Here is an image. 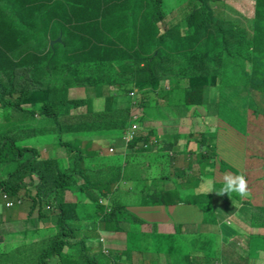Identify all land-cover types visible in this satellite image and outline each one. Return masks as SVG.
<instances>
[{"label": "trees", "instance_id": "trees-1", "mask_svg": "<svg viewBox=\"0 0 264 264\" xmlns=\"http://www.w3.org/2000/svg\"><path fill=\"white\" fill-rule=\"evenodd\" d=\"M253 2V15L245 14L243 19L242 15L219 14L212 0H185L179 2L182 10L162 28L160 22L168 16L165 0H0V108L3 115L0 193L14 198L23 191V197L28 196L32 201L30 213L38 206L45 214L53 213L56 223L55 234L47 239L28 244L24 237L14 246L4 243L7 251H0V264H66L68 258L70 264H104L101 255L115 264L111 253L102 252L101 240L98 239L100 253L92 255L93 246L88 241L119 218V207L111 197L114 191L110 188L116 184L126 185L129 179L124 172L123 159L116 164L108 163L98 149L88 147L93 141L108 140L107 144L111 148L115 146L121 158L124 154L134 157L132 149L144 154L153 145H159L162 152L172 157L180 144L179 138L187 135L177 126L184 113L175 114L174 110L182 109L179 103L186 97L189 104H202L203 88L207 85L211 87L213 104H219L217 99L225 101L224 93L237 107L248 104L249 107L243 109L250 122L247 133L257 140L264 139V112L259 108L261 101L255 97L257 91L264 94V0ZM228 64L245 77L230 80L225 71ZM165 83H169L170 88L162 93ZM223 86L231 93L225 92ZM78 88L84 89L85 97L70 94ZM159 94L167 97V104L162 107ZM99 99L102 100L96 108ZM136 102L143 107V113L138 116L132 112ZM249 112H254L257 120H251ZM260 118L262 126L257 125ZM158 119L163 122L164 134H158L155 126L148 125L147 129L136 131L124 145L118 143L117 139L125 138L134 123L143 127L144 121ZM205 135L201 134L200 141L207 139ZM162 136L168 137L163 139ZM240 141L238 138L231 141L230 136L222 141L225 153L215 144H205V150L211 152L209 161L219 164L222 171L213 178L214 185L224 187V176L229 173L243 174L246 179V172L260 173L257 179L248 181L249 195L236 199L244 207L238 209L237 203L232 202L234 206L227 211L234 215L223 220L218 214L209 213L206 207L209 201H202L204 195H211L197 182L204 178H192L199 190L187 197H192L191 209L200 212L204 222L237 225L240 217L249 227L264 224V204H261L264 201V162L258 169L249 166L248 161L242 162L243 171L228 170L234 163L229 154L240 149ZM47 143L64 148L66 155L44 157L38 145ZM87 157L96 159V163L87 165ZM92 164L97 167L92 168ZM176 173L180 180L174 178L170 186L160 184L158 189L143 195L147 204L165 205V220H170L169 212L174 203L187 200L177 198L181 180L191 179V173ZM166 177L168 174L162 172L160 178ZM88 188L99 190L104 197V201L98 200L102 204L93 198V201L80 197L68 201L64 197L67 191L86 195ZM171 194L179 196L168 199ZM101 213L103 217L97 218ZM94 223L103 225L99 229ZM114 230L120 231L121 227ZM178 230L180 233H160L166 239L160 236L162 241L158 244L165 245L155 248L168 264H186L187 261V257L178 259L181 253L173 250L171 236L180 239L182 228ZM21 233L27 235L25 231ZM214 234L212 247L202 239L201 232H196L191 239L183 236V241L194 244L197 250L211 248L212 253L208 255L212 256L213 263L207 264H230L233 253L238 258L243 257L240 238L234 241L236 248L226 254L219 242L220 234ZM67 247H78L80 251L74 256L65 250ZM258 248L255 246L253 250L261 249ZM128 249L125 254H132ZM262 250L250 252L246 263L264 264ZM3 257L9 261L4 263ZM159 263L157 259L155 264Z\"/></svg>", "mask_w": 264, "mask_h": 264}, {"label": "rangeland", "instance_id": "rangeland-1", "mask_svg": "<svg viewBox=\"0 0 264 264\" xmlns=\"http://www.w3.org/2000/svg\"><path fill=\"white\" fill-rule=\"evenodd\" d=\"M185 0H165V8L167 11V19L160 22V26L167 27L168 21L170 18L174 15H177L182 9V5L179 4V2H182ZM254 0H212L213 6H215V9L219 14H234L235 16H241L243 19L245 18V14L247 17H251L254 13ZM188 1L184 2L183 5H185ZM52 41V40H51ZM54 42V41H52ZM51 43V42H50ZM239 63L243 64V61H240ZM241 71L242 69L239 68ZM225 71H228L229 76L231 77L230 80L234 81L236 79H239L240 77H245V74L243 72H240L236 67H233L231 64H228L225 68ZM163 89H161V92L164 93V91L168 90L170 88L169 83L163 84ZM264 87V86H263ZM225 92L231 93V90L227 87H222ZM205 90H207V93L205 94ZM214 90V89H213ZM84 89H73L71 90L70 94L72 96L79 95V97H85V92L83 93ZM91 94H94V92L91 90ZM203 96L202 104H196L192 105L188 103V98L181 99L179 106L182 108H175V114H183V117L179 120L177 126L182 127V132H188L186 139L191 140L193 142V145L187 146L185 151H180V147H178L177 151H173V154L175 157H171V154L169 155L167 152H162L161 148L158 145L152 146L151 149L145 151L144 154L137 153V150L132 149V155L134 157L126 156L124 154L121 158L118 154V150L113 146L111 148L108 144V140L100 141H93L91 142L90 146L88 148L98 149V151L106 157V162H115L113 164H116L119 162V160L123 159L124 167H125V175L129 178L136 177V173L139 172L141 175V172H145L147 175V179L145 182V188L144 192H141L140 189L142 188V184L138 185L136 184V179H133L131 182H126V185L122 184H116L114 187L111 186L110 191H114L111 194V197L114 200V203L118 205L119 211H118V219L115 221H111V226H120L122 221L127 222V226L124 227L125 233L127 236V247L129 248L128 251H131L133 253V257L127 264H155L156 262V252L155 248H157L160 245L158 244L162 240L160 236H163L164 239L166 237L164 235H160L162 233L161 231L166 232L165 230L173 231L172 233L178 232L180 233L179 228H182V233L179 234L180 239L176 238L177 236H171V239L174 244V252L181 253L178 259H181L182 257H187L186 264H190L191 262H195L196 264H207V263H213L212 256L208 255L209 253H212L211 248L205 249V251L197 250L194 244H185L183 241V236H187V238L191 239L194 235H196V232L202 233V239L206 240V242L209 243V246L212 247L211 240L215 237L214 232H218L220 234V241L222 242V251L226 254L230 253L231 249L236 248L235 240L237 238H240L242 241L239 242V248L243 249V257L238 258V256L233 253L231 256V259L236 262V264H247L245 259L250 257L252 252H260L262 248L264 247V224L261 226H254L250 230L249 226H247L243 220L239 217L237 219V225L233 224L228 225L225 223L224 226L212 224V220H209L207 222H204L201 219L200 212L198 213L195 209H187L191 208L189 201H193L191 199L192 197L188 194H193L195 191H198L199 188L196 185V183L193 184V179H188L187 181L182 179L179 189V194H171L170 196H167L168 199H173L174 197H178L177 200L180 199H187L183 203H174L173 209L170 210L171 218L169 220L165 218L167 217L164 209L163 204L155 202L152 204L149 202L147 204L146 199L143 195L149 193L153 187L150 182L151 177H160L162 172H165L168 174V177L165 179L158 178L157 181L154 183V190L158 189L160 184L165 185V187L170 186L174 181V178L176 180H180L177 175L173 177L174 172L178 169H186L188 172L192 170L193 172H197L196 177L204 178L202 181H197L200 185V188L207 191L206 194L211 193L210 196H205V199L202 200L204 203L209 201V204L212 203V205L209 206V204H206V207H209V213H216L219 215V218L221 220L225 219L227 216H233L234 212H228L227 210L230 208L232 209L233 203H237L235 207L238 209L243 208V203L236 200L238 197H240L236 193H232L231 195L225 193V194H219V191L223 188L221 185H214L213 178L214 173L216 174V171L213 173H209L211 171H214V167L216 166L215 162H210L209 158L211 152L209 150H205L204 146L207 143H212L216 145V148L219 150H223L225 153V148L221 146L222 141L227 140L230 136L231 141L235 140L236 138L241 139L240 144L242 145L240 149H237L238 151H234L231 154H229L230 161L234 162L231 163V166L229 167V172H236L238 169L243 171L242 162L244 160L245 152L247 151L248 157L250 156H257V158L249 160L248 165L251 167H257L264 162V139H255L254 135L250 136L253 138H250L247 133V127H249L250 122L248 121V118H245L244 108L245 106L249 107V105H244L242 107H237L230 102L228 99V95L226 96V93H224V100L225 101H218L216 104H213L214 97L211 95V87L210 85H207L203 88ZM222 95V94H221ZM255 97L261 101V109L262 112H264V94L260 93V91H257L255 94ZM211 98V99H206ZM103 99V98H102ZM97 100L95 106L98 108V103L100 100ZM220 99V97H219ZM222 99V97H221ZM159 100H161V107L167 104V97L164 96L161 97V94H159ZM204 102V103H203ZM222 104H221V103ZM29 106L30 105H26ZM232 106L234 108H232ZM180 109V113H179ZM132 112L136 116L141 115L143 113V107L138 104V102L135 103V105L132 107ZM249 118L252 120L253 118L256 119L254 112L247 113ZM253 114V115H251ZM185 115V117H184ZM2 109L0 108V121L3 120L2 118ZM253 116V117H252ZM188 120V121H186ZM257 120V119H256ZM148 125H153L157 128L158 134H164L166 131L164 130V125L161 120H146L143 122V127H139L138 131H141L142 129H147ZM171 125V121L167 123L166 128L168 129ZM255 125V123H254ZM253 125V126H254ZM257 125L262 126L263 120L260 118L258 120ZM185 126H189V128H186ZM251 126V128H253ZM257 128V127H256ZM264 131V127L262 128ZM207 131L208 133H212L214 137L204 139L200 141V136L202 133H205ZM239 132V134L235 132ZM233 132V134L230 135V133ZM253 133V132H252ZM169 136V135H168ZM168 136H162L163 139H167ZM206 136V135H205ZM242 136V137H241ZM162 139V140H163ZM128 140V137L125 136V138H118L117 141H119V144L124 145V142ZM157 138L155 139V141ZM239 141V140H238ZM155 144V143H153ZM40 150H42V155L47 158H51L53 156H64L66 155V150L64 148H61L58 146V148L54 147L53 143H47L46 145H38ZM121 152H125V149H121ZM195 155H205L206 157L198 159V161H195L197 165L193 168H188V161H186L190 156ZM92 157L86 158V164L90 165L92 162L93 164L96 163V159L91 160ZM172 159L175 160V163L171 164ZM177 161V162H176ZM246 159L244 160V162ZM251 161V162H250ZM105 162V161H104ZM243 162V163H244ZM92 164V168H96L97 166ZM171 165V166H170ZM169 166L170 170L172 172H169ZM219 167V164H217V168ZM221 170V168L219 167ZM220 170H217V172H221ZM201 172H204L203 175L200 174ZM248 175L247 181H251L254 179H257V174L260 173V171H254V172H246ZM140 181L143 183V180L140 179ZM123 182V181H122ZM124 184V183H123ZM162 188V187H161ZM201 190V189H200ZM34 193V191L32 192ZM5 193H0V251L4 249V243L6 241H9L12 246L19 243L20 239L26 238V242L28 244H32L44 239H47L55 234L56 232V223L54 224L53 219L55 216L53 213L45 214V211H40L39 207L37 206L32 213H30V208L32 206V201L28 196L23 197V191L16 197L11 198L8 196L13 202L14 205L7 206L6 200L3 198V195ZM64 197L68 201H76L79 197L83 199L84 201H87L93 199L95 201H102L103 196L99 193L98 189L88 188V192L83 195L78 196V194L74 192H65ZM93 198V199H92ZM111 198V199H112ZM230 198H234L233 201H230ZM99 202V201H98ZM233 202V203H232ZM100 203V202H99ZM198 203H201V201H198ZM102 204V203H100ZM110 206L113 207L111 203H109ZM264 204V201L261 203ZM104 205V204H103ZM176 205H181L184 207L183 209L177 208ZM169 206V205H168ZM259 206V205H258ZM45 207V204L43 205ZM148 207V208H147ZM147 210V211H146ZM210 213V214H211ZM99 219L103 217V214L97 215ZM119 220V221H118ZM165 220L166 225L163 224L160 226L157 221ZM147 221V222H146ZM230 222V221H229ZM86 223H89V219H87ZM100 224V225H99ZM94 223V227H98L101 229V225L103 223ZM147 224H150L151 229H146ZM109 225V224H108ZM124 226V225H123ZM121 227V229L123 228ZM93 227V228H94ZM171 227V229H161V228H167ZM221 227V228H220ZM38 230V231H37ZM215 230V231H214ZM11 231H14L11 233ZM21 231L27 232L26 236H23ZM33 231H37L36 233H32ZM30 232V233H28ZM239 232V233H236ZM98 234V232L96 233ZM99 235V234H98ZM96 236V235H95ZM108 238L103 242V248H105V251H110L109 247V241L113 244L116 242V236L115 238H110L109 235ZM100 240L103 236H97ZM217 239H219L217 237ZM171 241V240H170ZM93 242L96 244V240L92 241L89 240L88 244H93ZM105 245V247H104ZM155 245V246H154ZM218 245V243H217ZM124 246V243H123ZM151 246H154L153 248ZM255 246L259 247L260 250H253L255 249ZM249 248V250H248ZM264 249V248H263ZM5 250V249H4ZM9 251L10 248L8 249ZM7 251V250H5ZM67 252L73 253L74 256L78 255V252L80 251L79 248H69L66 249ZM104 250H102L103 253H105ZM124 251H127V248H125ZM138 252V253H134ZM251 252V253H250ZM100 253V250H99ZM106 254V253H105ZM6 254H4L5 256ZM101 255V254H100ZM12 256L13 255H8ZM261 256L264 257V250L261 252ZM105 255H101V258H103L104 264H113L111 263L108 258H105ZM159 256H157V259ZM3 262L6 263L8 258L3 257ZM229 260L230 264H233V261ZM71 259H66L65 263L70 264ZM122 262L118 263L116 261L115 264H121ZM55 264V262L53 263ZM161 264V263H159Z\"/></svg>", "mask_w": 264, "mask_h": 264}, {"label": "crops", "instance_id": "crops-1", "mask_svg": "<svg viewBox=\"0 0 264 264\" xmlns=\"http://www.w3.org/2000/svg\"><path fill=\"white\" fill-rule=\"evenodd\" d=\"M186 121H188V120H186ZM186 128H189V126H185ZM180 130H181V132H182V127L180 128ZM183 134H188V132H182ZM205 134H206V136L208 137V138H212V137H214V135L212 134V133H208L207 131H205ZM187 136V135H186ZM179 142H180V144H179V146H181L180 147V151H185L186 150V147L187 146H191V145H193V142H191V140H187L186 139V137L185 136H181L180 138H179ZM159 146V145H158ZM178 146V147H179ZM155 147V146H154ZM160 147V146H159ZM173 157H175V155L173 154L172 155ZM203 157H206L205 155H195V156H190L186 161H188V168H191L192 166H193V168L195 167V165H197L196 164V162L195 161H198V159H200V158H203ZM255 158H257V156H250V157H248V154H247V151L245 152V155H244V160L246 159V161L244 162V160H243V162L244 163H246V162H248L249 160H252V159H255ZM177 162V161H176ZM173 163H175V160L173 159V161H172V163L171 164H173ZM171 166V165H170ZM170 166H169V172H172V170H170ZM217 170H220L219 169V167L217 168V164H216V166L214 167V171H211L212 173L213 172H215L216 171V174L214 173V177L215 176H217V175H219V172H217ZM221 171V170H220ZM176 172H188L186 169H178V170H176L175 172H174V175H173V177L174 176H178V174L176 173ZM190 173H191V178H194V177H196V174H197V172H193L192 170H190L189 171ZM222 172V171H221ZM136 175V177H132V178H129V177H127L129 180L128 181H132L133 179H136V184H138V185H141L142 184V188L140 189V191L141 192H144V188H145V182H146V179H147V175L145 174V172H141V175L139 174V172L138 173H136L135 174ZM178 177H180V176H178ZM152 178H154V177H151L150 178V182H151V179ZM158 178H160V177H157L156 179H158ZM140 179L141 180H143V183L140 181ZM153 180L152 182H151V185H152V187H153V189H154V183L157 181V180ZM127 181V182H128ZM177 206V208H179V209H183L184 207H182L181 205H176ZM148 208V207H147ZM187 209H191V208H187ZM147 211V210H146ZM1 212V211H0ZM53 219H55V217L53 218ZM147 222V221H146ZM158 222V224H160V226L161 225H163V224H165L166 225V223H168V222H166L165 220H162L161 222L160 221H157ZM54 224H55V220H54ZM124 225V226H123ZM123 226V228L120 230V231H116V230H114V228H120V227H122ZM127 226V222L126 221H122V223H121V225L120 226H111L110 224H109V227H107L104 231H98V233H99V235L98 234H95L96 235V237L95 238H92V240L93 241H95L96 240V244L93 242V244H92V246H93V250L91 251V255L93 254V253H98L99 252V249H98V246H99V242H98V238L99 237H97V236H103V237H101V238H103L104 240H106L107 238H108V236H104V235H109V237L110 238H115V236H116V242L115 243H111L110 241H109V245H107L108 247H109V249H110V252L109 253H111L112 254V256L115 258V260L116 261H120V262H122L121 264H127L130 260H131V258L133 257V253L132 254H130V255H127V254H125V252H124V250H125V248H127V234L125 233V229H124V227H126ZM145 226H147L146 227V229H151L150 228V224H147V225H145ZM162 230L163 229H171V227H167V228H161ZM38 231V230H37ZM37 231H33L32 233H36ZM166 232H164V231H161L162 233H172L173 231H170V232H168L169 230H165ZM28 233H30V232H28ZM97 233V232H96ZM53 236V235H52ZM7 242H9V241H6L5 243H7ZM123 243H124V246H123ZM4 250V249H3ZM3 250H1V251H3ZM66 250V249H65ZM123 253V254H122ZM134 253H138V252H134ZM139 255H141L140 253H138ZM162 254H156V260H157V256H159V258H158V260L160 261V263L161 264H168L167 263V260H166V258H165V256L163 255V256H161ZM120 257H124V258H120Z\"/></svg>", "mask_w": 264, "mask_h": 264}, {"label": "clouds", "instance_id": "clouds-1", "mask_svg": "<svg viewBox=\"0 0 264 264\" xmlns=\"http://www.w3.org/2000/svg\"><path fill=\"white\" fill-rule=\"evenodd\" d=\"M225 193L229 195H231L232 193H236L241 198L247 197L249 195V187H248V181L245 178V176L243 174H235V175L231 173L226 174L224 176V187L219 191V194H225ZM252 227L254 226L249 227L250 230L252 229ZM100 240L104 241L103 238H100ZM104 251H105V248H104ZM109 252L110 251L108 250V252L106 253L108 254ZM220 260H222V258ZM254 264H261V263L254 261Z\"/></svg>", "mask_w": 264, "mask_h": 264}, {"label": "built area", "instance_id": "built-area-1", "mask_svg": "<svg viewBox=\"0 0 264 264\" xmlns=\"http://www.w3.org/2000/svg\"><path fill=\"white\" fill-rule=\"evenodd\" d=\"M138 128L139 127L137 126V124L134 123L132 125V127L127 131V135L126 136L128 137V140H130L136 134V131L138 130ZM3 198L6 200L7 206L14 205V202L8 197L7 194H4Z\"/></svg>", "mask_w": 264, "mask_h": 264}, {"label": "water", "instance_id": "water-1", "mask_svg": "<svg viewBox=\"0 0 264 264\" xmlns=\"http://www.w3.org/2000/svg\"><path fill=\"white\" fill-rule=\"evenodd\" d=\"M58 40H60V38H58Z\"/></svg>", "mask_w": 264, "mask_h": 264}]
</instances>
